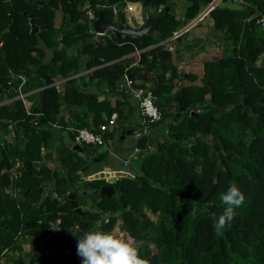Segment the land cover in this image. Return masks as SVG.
<instances>
[{
  "label": "trees",
  "instance_id": "obj_1",
  "mask_svg": "<svg viewBox=\"0 0 264 264\" xmlns=\"http://www.w3.org/2000/svg\"><path fill=\"white\" fill-rule=\"evenodd\" d=\"M175 1L0 0V103L5 102L0 104V223L6 221L0 226V264H82L77 239L85 231L111 232L117 222L121 236L132 238L150 264H264V0H237L234 6L233 0H222L232 6L219 3L208 12L224 47L220 56L204 61L197 85L178 84L185 76L172 66L171 52L158 43L192 22L213 0H183L188 4L182 17L173 11ZM125 3H141L146 11L160 9L153 33L116 37L105 30L94 39L86 4L95 19L101 15L117 25L124 23ZM58 12L63 18L60 33L54 27ZM258 14L262 18L249 27L247 20ZM27 15L39 28L35 35ZM74 45L78 52L69 55ZM136 51L138 57L132 56ZM129 55L137 65L124 63ZM97 57L103 58L101 64ZM149 61V72L160 70L150 89L162 119L135 140L139 165H131L128 176L116 181L114 195H100L107 181L85 179L89 171L77 172L108 153L90 144L74 148V136L82 128L97 132L113 113L123 122L125 103L110 107L104 100L97 102L68 78L82 68L102 65L89 79L117 89L126 99L119 84ZM58 79H67L62 92L54 85ZM136 80L144 83L136 76L134 87H145ZM19 86L23 94L40 90L25 96L28 107L14 99L12 109L6 100L18 95ZM63 105L76 108L66 120ZM8 126L14 143L1 136ZM51 160L57 167H48ZM230 182L237 183L245 200L218 234L213 217L223 213L221 195ZM70 192H76L80 207L90 204L83 219L66 199L60 203ZM144 207L156 214V222ZM80 222L85 227L77 233ZM19 242L30 245L29 250L22 253ZM9 250L18 255L6 262Z\"/></svg>",
  "mask_w": 264,
  "mask_h": 264
},
{
  "label": "crops",
  "instance_id": "obj_2",
  "mask_svg": "<svg viewBox=\"0 0 264 264\" xmlns=\"http://www.w3.org/2000/svg\"><path fill=\"white\" fill-rule=\"evenodd\" d=\"M133 4L135 5L136 3H131V5H133ZM139 4L141 5V3H137V5H139ZM181 4H182V0H176L173 3V11L177 17H182L183 13H184V11L182 12L180 9H178V6ZM87 6H88V4H86V7ZM161 8H163V6H161ZM159 10H157V12ZM123 12H125V11L123 10ZM131 15H132V13H131ZM146 15L148 16V18L154 17L155 19H157V17H156L157 15H155V16L152 15V9H149L147 11L145 10V14H144V17L142 19H138L137 21L135 20L134 22H136L139 25V27L141 25H144L146 23V19H147ZM95 20L96 19H94L92 22H90V28H91V32H93L95 34L94 39H97L101 35L96 34L94 32L93 22ZM116 20L119 21L118 16L116 17ZM62 21H63L62 15L58 12L55 16V26L54 27L57 31H59V33L61 32L60 29L63 30ZM136 27H138V26H136ZM183 28L179 29V31H177V32L182 31ZM152 33H153V31L149 32V34H152ZM217 33L219 34L220 32H216V30H214L212 20L208 17V15H204L194 25L190 26V28H188L187 30H185L184 32H182L180 34V36L184 35L182 37V39L177 37L178 38V40H177V39H171V37H170V38H167L166 40L158 43L171 52V64H172V66L176 68L178 73H183L185 76L183 81L182 82L179 81L178 84H183V85L196 84L197 85L200 83L201 76H202L203 63H204V61L212 58L213 48L214 47L216 48V44L213 42V37H215V34H217ZM104 34H102V35H104ZM220 35H222V34L220 33ZM60 38H61V35L57 34L56 39L58 40ZM177 43L178 44L182 43L185 47L182 45V47L179 48V47H177ZM186 45H189V46L186 47ZM151 47H153V46H151ZM78 48L79 47L77 45H74V46L70 47L67 50V52L69 55H75L78 52ZM132 56H133V54H132ZM132 56L129 55L126 57V59H130V60L134 59ZM48 58H49V56H47L46 60H48ZM101 66L102 65H98V66L93 67L91 69L82 68L75 75H72L68 79L74 78L76 88L82 92L89 94V95H93L97 102L104 100V101L109 103L110 107H113L115 105L116 101H121L122 103H125L124 109H123V115L125 117V120L123 122L120 120H117L116 125L108 127L109 129L105 132V134H107V135H106V138L104 140V144L99 148V151L100 152L106 151L108 153V157L110 158L109 160L112 162L111 164H113L114 167L118 165L117 159L118 158L121 159V163L119 164L122 167L121 170L127 172L126 168H129L131 166V162H130L131 159L129 160V164L126 168L123 166V163H124V161H127L129 159V157L131 156V154L133 153V149L135 148L134 143H135V140L137 138H136V134L132 135L134 137L133 142H131V144H126L125 138L127 136H130V135H126L124 139H121V131H123V130H125V131L126 130L127 131L128 130H135L138 132V130H137L138 128L133 129L132 127H134L135 125H137V127L139 125H141L142 118H141V115L138 111L136 102L131 97V93L129 91V88L125 85L126 84L125 80H123L119 84L118 89H122L124 94H128L127 95L128 97L126 99L123 98L121 95H119L117 89L111 90L110 88H108V86L105 83L99 82L96 79H93V80L89 79V75H90L91 71H93L94 69H97ZM148 73H149V75H147L145 73L146 79L143 80L144 83H142V81H139V80H136L135 82L138 84H143L145 87H151L154 83V78L160 73V70L154 67L153 70L151 72H148ZM168 75H169V72L166 73V78L168 77ZM66 80L67 79H58L54 83V85L57 87V89L60 92H62L64 90ZM38 90H40V89L36 88V89H34V90L30 91L29 93L24 94V95L26 96L28 94L35 93ZM16 91H18V88ZM13 99H17V98L14 97ZM7 101H9V100H6V102ZM26 102H25L26 106H27V104H30L27 100H26ZM171 105L172 104H167V110L173 111V108ZM74 109H76V108L71 107L69 105H63L62 110H61V115L64 117L65 120L69 119L70 111L74 110ZM104 118H105V116H104ZM111 132H113L112 137L109 136ZM61 133L63 135V140L65 142L68 141L67 136H66V132H61ZM115 135H118L117 141H114Z\"/></svg>",
  "mask_w": 264,
  "mask_h": 264
},
{
  "label": "clouds",
  "instance_id": "obj_3",
  "mask_svg": "<svg viewBox=\"0 0 264 264\" xmlns=\"http://www.w3.org/2000/svg\"><path fill=\"white\" fill-rule=\"evenodd\" d=\"M221 199L225 205L223 213L213 217V228L218 234L233 220L235 209L243 205L245 196L237 183L230 182ZM77 255L82 264H150L140 257L131 240L101 230L85 231L77 239Z\"/></svg>",
  "mask_w": 264,
  "mask_h": 264
},
{
  "label": "water",
  "instance_id": "obj_4",
  "mask_svg": "<svg viewBox=\"0 0 264 264\" xmlns=\"http://www.w3.org/2000/svg\"><path fill=\"white\" fill-rule=\"evenodd\" d=\"M213 2V1H212ZM39 4H41V2H38ZM205 14V11L203 10V12L200 13V15H198L191 23H189L186 27H184L182 29V31L180 32H184L185 30H187L188 28H190V26L194 25L199 18ZM251 14V13H250ZM152 15H157V7L153 6L152 8ZM29 18V24H30V34L31 35H35L38 33L39 28L37 25H35L31 19L30 16L27 15ZM147 19H146V23L144 25H142L141 27H139L138 29H131L130 27H124L122 22H118L117 25H112L107 23L106 21L103 20L102 16L99 15L96 20L93 22V29L94 32L96 34L102 35L104 33L105 30H108L110 32H112L116 37H118L119 35H132V36H136L138 38H142L144 35L149 34V32L153 31L155 22L157 19H155L154 17L152 18H148V16L146 15ZM262 18V16L260 14L258 15H254L252 17H250L247 20V23L249 25V27L252 26V24L257 23L260 19ZM98 64H101L103 62V58L97 57L94 59ZM125 64H131L133 65L135 63V59H125L124 60ZM152 67L151 62L149 61L147 63V65L145 66L144 70L139 72L137 75L135 74H129L126 75V79L127 80H133L136 76L137 77H141L142 80L146 79V75L145 73L149 72L150 68ZM7 84L4 85V88H7ZM13 100L11 99L9 102L10 107L13 109ZM5 103V102H2ZM0 103V104H2ZM137 134V131L135 130H123L121 131V139H124L126 135H135ZM74 148H79L80 146L75 144ZM98 160H94V161H89L88 164H86L81 171H78L77 173H84V172H88L90 166L93 164V162H96ZM112 162L109 161L108 165L109 166H105L103 168V170H100L96 173H93L87 177H83L85 179H89V180H93V179H105L108 183L110 184H114L117 179L119 178H124L126 176H128L127 172L123 171V170H117L116 167L113 166V164H111ZM107 164V163H106ZM37 186V185H36ZM115 191L112 185H105L102 186L100 189V195H105L107 197H110L112 195H114ZM76 198V192H70L67 194H64L63 197L60 199V203L66 199L69 203V205L71 206V208L73 209V212L77 215H79L82 219L85 217L86 212L85 210L82 209V207H80L77 203V201L75 200ZM6 221H2L0 223V226H2ZM79 228L84 230L85 224L83 222L79 223Z\"/></svg>",
  "mask_w": 264,
  "mask_h": 264
},
{
  "label": "built area",
  "instance_id": "obj_5",
  "mask_svg": "<svg viewBox=\"0 0 264 264\" xmlns=\"http://www.w3.org/2000/svg\"><path fill=\"white\" fill-rule=\"evenodd\" d=\"M219 1H222V0H213V2L208 4V6L204 9L205 14H203L199 18V20L204 15H207L208 12L211 9H213L219 3ZM111 9H112V12L114 14H118L119 10H118L117 6L114 5L111 7ZM125 10L128 12H131L130 4L125 3L124 11ZM85 15H86L87 20L89 22H92L95 19L94 13L89 7L87 8ZM181 33L182 32H175L173 34V36L171 37V39H176L177 37L180 36ZM138 54H139V51H136L133 55L135 57H138ZM134 64L137 65V60H135ZM124 78H125V83H126L125 85L129 88V91L131 93V97L136 102L139 113H140L141 118H142L141 128H139V130L136 134V138H139L141 135L149 134L151 132L152 126H154L156 123L160 122V120L162 119V116H161L160 111L157 108L156 97L152 93L151 89L149 87H144V88L134 87V85H133L134 83L132 80H127L126 76ZM20 87L21 86L18 87L17 99H21L22 102L25 104V100H24L25 95L20 92ZM9 102H10V100L7 103H9ZM116 123H117V114L113 113L108 120V124L107 125H100L99 130L97 132H94L93 130H89L87 128L78 129V130H76V133L74 136V143L77 145L90 144V145L101 147L104 144L103 133L105 132V130L108 127L114 126V125H116ZM164 133H167L166 129L164 130ZM137 153H138V149L135 147L133 149V153L131 154L129 159L127 161H124L123 166L127 167L129 164V160L136 158Z\"/></svg>",
  "mask_w": 264,
  "mask_h": 264
},
{
  "label": "rangeland",
  "instance_id": "obj_6",
  "mask_svg": "<svg viewBox=\"0 0 264 264\" xmlns=\"http://www.w3.org/2000/svg\"><path fill=\"white\" fill-rule=\"evenodd\" d=\"M221 1H219V3H220ZM233 2V6L234 5H237V4H235V3H237L238 1L237 0H233L232 1ZM218 3V4H219ZM128 4H130V6H131V12H128V11H126V12H123V14H124V17H125V19H124V23H123V26L124 27H130L131 29H138L139 28V25L136 23V22H134L135 20L137 21L138 19H142L143 17H144V14H145V9H144V7L142 6V5H137V3L134 5H131V3H128ZM187 2L186 1H183L182 0V4L181 5H179L178 6V9H180L182 12L184 11V8L187 6ZM219 5H222V6H232L231 5V3L230 2H228V1H225V2H222V3H220ZM208 5H206V6H203L202 7V10H201V12L207 7ZM134 9V10H133ZM124 10V7L122 8V11ZM134 11V12H133ZM200 12V13H201ZM131 13H132V15H131ZM115 15V17H117L119 14H114ZM134 18V19H133ZM126 20V21H125ZM189 24V23H188ZM187 24V25H188ZM136 26H138V27H136ZM142 26V25H141ZM140 26V27H141ZM259 30H261L260 28H258ZM217 32V31H216ZM213 42L216 44V48L214 47L213 48V51H212V53H213V56L212 57H218V56H220L221 55V52H222V49H223V47H224V40H223V37H222V35H220V33L218 34H215V37H213ZM257 64L258 65H260L261 64V57H259L258 59H257ZM8 87V86H7ZM149 88H151V87H149ZM18 97V95L16 96V98ZM25 102H26V100H25ZM27 103V102H26ZM28 105L29 104H27V107H28ZM26 106V105H25ZM19 134H20V132H19ZM1 136L3 137V140H5V141H9V142H12V143H14V141H15V139H14V131H13V129H12V127L11 126H8V127H6L5 128V132H2L1 133ZM133 139H134V137L133 136H127L126 138H125V143L126 144H131V142H133ZM118 140V135H115V137H114V141H117ZM110 158L107 156L106 158H104V159H102L101 161H96V162H93V164L90 166V168H89V172L87 173L88 175H90V174H92V173H96V172H98V171H100V170H103V168L105 167V165H106V163H108L110 160H109ZM54 161L55 160H51L50 162H48V167L49 168H54V167H57L56 165H55V163H54ZM131 161V165H132V169H135L136 168V166H138L139 164H138V160H136V158H134V159H131L130 160ZM117 166H115L116 168H117V170H121L122 169V167H121V165H119L120 163H121V159H117ZM114 166V165H113ZM125 169V168H124ZM126 169H128V168H126ZM125 169V170H126ZM8 193H9V191H8ZM9 194H11V193H9ZM82 209L83 210H86V209H88L89 207H90V204H89V202H84L83 204H82ZM143 210L147 213V215L149 216V218L151 219V220H153L154 222H156V219H157V216H156V214H153V213H151L147 208H143ZM111 233H113L114 235H117V236H119V237H121V238H124V237H122L121 236V233H120V230H119V222H117L116 224H115V226H114V228H113V230L111 231ZM124 239H126V240H131L132 242H133V240H132V238H130L129 236H126ZM19 244L21 245V249H22V253H25V252H27L28 250H29V246L30 245H28V244H26V243H22V242H19ZM135 245V244H134ZM137 245V244H136ZM10 251V252H9ZM9 251H7L4 255V259L6 260V262H11L13 259H15L16 257H17V252H14V251H11V250H9Z\"/></svg>",
  "mask_w": 264,
  "mask_h": 264
},
{
  "label": "flooded vegetation",
  "instance_id": "obj_7",
  "mask_svg": "<svg viewBox=\"0 0 264 264\" xmlns=\"http://www.w3.org/2000/svg\"><path fill=\"white\" fill-rule=\"evenodd\" d=\"M157 13H158V12H157ZM94 160H97V159H94ZM94 160H93V161H94ZM98 161H99V160H98ZM105 166H109L108 163H107ZM92 174H93V173H92ZM119 179H120V178H119ZM119 179H117V180H119ZM115 183H116V182H115ZM115 183H114V184H110V183L107 182V185H112L113 188H114V191H115V193H116V189H115V187H114V186H115ZM115 193H114V194H115Z\"/></svg>",
  "mask_w": 264,
  "mask_h": 264
}]
</instances>
